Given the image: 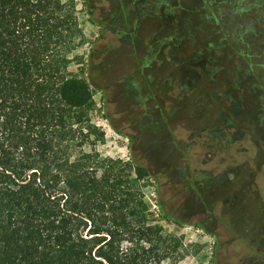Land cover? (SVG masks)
Listing matches in <instances>:
<instances>
[{
    "label": "trees",
    "instance_id": "1",
    "mask_svg": "<svg viewBox=\"0 0 264 264\" xmlns=\"http://www.w3.org/2000/svg\"><path fill=\"white\" fill-rule=\"evenodd\" d=\"M131 2L171 43L192 34L183 24H204L217 33L232 27L219 42L251 47L264 23V0ZM252 10L259 18L246 17ZM74 26L60 0H0V264H177L179 241L147 218L135 187L147 168L84 148L103 134L85 121L90 82L70 71ZM257 51H239L250 61L237 83L264 128V49ZM173 219L164 218L182 225Z\"/></svg>",
    "mask_w": 264,
    "mask_h": 264
},
{
    "label": "rangeland",
    "instance_id": "2",
    "mask_svg": "<svg viewBox=\"0 0 264 264\" xmlns=\"http://www.w3.org/2000/svg\"><path fill=\"white\" fill-rule=\"evenodd\" d=\"M60 2L63 13L75 24L70 36L77 47L69 54L70 71L91 84L92 99L83 110L85 121L103 134L95 148L90 144L84 148L96 149L103 158L147 168L149 175L135 187L148 205L147 218L161 220L164 238L172 235L179 241L177 264H252L251 257H260V241L264 239V128L260 127L254 104L240 100L237 82L250 61L239 51L250 50L258 55L257 48L264 49V38H259L264 23L249 38L253 42L251 47L243 43L245 39L219 42L221 33L225 29L233 31L232 27H224L217 33L220 28L204 24L200 27L183 24V29L192 34L179 41L175 38L171 43L166 40L160 22L143 14L142 9H135L131 0ZM228 14L233 16L230 11ZM246 17L255 19L259 15L252 10ZM251 62L262 63L259 57ZM130 77L140 82L144 79L150 88L157 87L150 91L148 100L141 96L137 107L132 105L133 99H119L124 87L117 85ZM181 82L197 83L179 105L177 123L169 124L181 139V150L187 153L189 162L197 155L196 166L199 171H205L199 173L193 192L191 186L180 184L185 182L181 180V172H189L190 166L185 158L181 159L179 153L171 150V137L166 136L170 141L166 148L153 152L149 148L152 141L148 129L137 133L136 128L131 134L126 125L134 119H144L143 113L156 115L159 112L156 105L163 103L157 100L159 95L167 101L169 117L170 109L178 106L174 89L178 88L179 93ZM221 114L229 116L239 133L230 147L218 154L219 159L226 157L219 170L228 167L227 182L219 186L220 179L208 175L217 167L219 159L203 163V159L214 156L210 139L207 143L198 139L190 151L186 145L191 142L188 141L191 131L204 127L207 121L222 125ZM178 125L182 129L176 130ZM165 129L160 132L168 135V127ZM93 139H96L94 135ZM132 178L136 180L135 174ZM235 197L238 198L235 200ZM183 208L188 210L179 213ZM167 216L172 221L173 218L182 220V225L167 222L164 220ZM204 226L212 232H206Z\"/></svg>",
    "mask_w": 264,
    "mask_h": 264
},
{
    "label": "flooded vegetation",
    "instance_id": "3",
    "mask_svg": "<svg viewBox=\"0 0 264 264\" xmlns=\"http://www.w3.org/2000/svg\"><path fill=\"white\" fill-rule=\"evenodd\" d=\"M151 51L153 53V50ZM128 78H124L117 85L118 88L122 86L124 87L123 89H121V93H120L121 95L119 96V99L121 100L133 99L134 104L132 105L134 107H137L138 105H140L138 102L141 96H145L146 100H148L151 94L150 91L157 88V87L150 88L151 85L148 86V83L145 82L144 79L143 81L140 82L134 79V77H130V79ZM196 83L195 82L192 84L188 82H186L185 84L184 82L179 83L178 87H181V90L179 93L176 92L178 88L174 89V93H175L174 101L178 106H175L172 109H170L169 117H167V113H166L167 101L166 99L162 98L161 95H159V97H157V100L159 101L163 100V103L162 105H156V109L159 110V112L156 115L152 116L150 113L149 115H147V113H143L145 117L144 119L138 118V119H134L132 122H127V123L125 122L127 125V128L130 131H132L131 134H133V131H135L136 128L139 129L137 133H141L145 129H148V131L150 132L149 136L152 141V143H150L149 148L153 152H156L158 150L157 152L159 153V151L164 149V147L166 148L168 146L167 144L170 143L169 140H166V136L171 137V138L169 137L170 140L172 139L171 150L176 151L177 154L179 153L181 159L185 158L187 161L186 164L190 166L189 172L187 171L181 172V180H185V182L181 181L180 184L183 186L184 185L191 186V189H190L191 192H193V186L198 181L199 173H204L205 171H199L198 167L196 166L198 163L197 155L195 158H192L191 161L189 162L187 158V153H183L184 151L182 152L181 150V147H180L181 139H179L177 134L174 132L175 130H172V126L169 123L173 124V121L174 123H177L176 122L177 115H178L177 113L181 109V106L179 107V105H181L183 99L186 98L194 90L193 85H196ZM171 85H172V82H171ZM105 90L107 91L108 87H106ZM228 117L229 116H225L222 114L219 115V118L223 119V122H224L222 125H218L217 122L210 123V120H209L207 121V124L204 127L198 130L197 128H195V131H191V134L188 137V141H191V142L186 145V150L190 151L197 144L198 139H204L206 143L210 139V141L212 142V145H210V148L212 149V153L214 154V156L209 159L208 158L203 159V163L210 164V163H213L216 159H219L218 154L221 153V150H226L227 148H229L232 142H234L235 136L238 135L239 133L237 125L234 123H231ZM117 118H120V117L117 116ZM165 123H167V126ZM163 124L165 125V128L168 127L170 131L168 135L166 134L163 135L160 132L161 129H165L163 128L164 126ZM180 128L182 129L180 125L176 126V130ZM230 130H233L234 133H230ZM131 141H132V144L135 141V138L133 136L131 137ZM225 161H226V157H221V159H219L218 161L219 164L217 165V167L212 168L210 173L208 174L210 178L212 177L214 178L216 176L217 178L220 179L221 182L219 186L227 182V177H225L226 176L225 171L228 169V167L226 169L219 170L220 165L225 163ZM193 164H195V166H193ZM215 171H218V173H216ZM237 198L238 197H235V200ZM260 248L262 249L260 257L259 256L251 257L250 263L254 264L255 261H257L256 264H264V239H261L260 241Z\"/></svg>",
    "mask_w": 264,
    "mask_h": 264
}]
</instances>
